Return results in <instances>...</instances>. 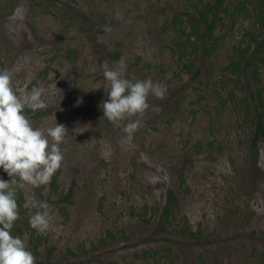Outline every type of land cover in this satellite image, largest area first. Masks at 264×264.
I'll return each instance as SVG.
<instances>
[{"label":"rangeland","instance_id":"1","mask_svg":"<svg viewBox=\"0 0 264 264\" xmlns=\"http://www.w3.org/2000/svg\"><path fill=\"white\" fill-rule=\"evenodd\" d=\"M216 1L0 0V71L13 72L14 87L45 89L48 107L25 109L34 128L67 131L57 193L48 184L16 190L13 229L38 210L26 202L49 206L44 233L11 230L35 264H264V140L255 157V113L239 101L257 87L264 102V2ZM215 2L207 48H178L203 35L198 12L209 21L203 7ZM238 57L253 65L240 62L239 79L225 81L219 74ZM121 59L123 78L166 87L163 99L149 96L131 140L129 121L117 128L103 118L101 66ZM0 179L11 177L0 168ZM170 196L174 218L161 225Z\"/></svg>","mask_w":264,"mask_h":264},{"label":"clouds","instance_id":"2","mask_svg":"<svg viewBox=\"0 0 264 264\" xmlns=\"http://www.w3.org/2000/svg\"><path fill=\"white\" fill-rule=\"evenodd\" d=\"M104 31L111 29L105 27ZM101 67L109 86L108 100L102 104L103 118L117 128L129 121L122 130L131 140L150 108L149 96L163 99L166 87L151 78L136 81L123 78L122 59L116 68H111L107 61ZM44 92L43 87H33L31 91L14 87L13 72L0 71V168L11 177L8 182L0 179V264H35L34 255L23 240L11 234L20 219L16 190L49 184L63 160L60 145L67 135L65 126L56 123L45 134V130L34 128L25 115L26 108L35 113L48 107ZM24 207L38 209L34 213L29 211V223L38 234L44 233L49 227V206L32 200Z\"/></svg>","mask_w":264,"mask_h":264},{"label":"trees","instance_id":"3","mask_svg":"<svg viewBox=\"0 0 264 264\" xmlns=\"http://www.w3.org/2000/svg\"><path fill=\"white\" fill-rule=\"evenodd\" d=\"M216 2L213 5H204V7H203L204 10L205 9L208 10L209 14L211 15V19L209 21H207L208 19L206 18L204 13L197 11L198 12V17H197L198 21L200 23H203L206 26V29H205L203 35L196 37V39H194V40H190L189 35H187L183 41H180L176 45L178 48L184 47L186 45V43L191 45L192 49H194V50H195V48H198V47H201L202 49L207 48L204 41H202V40L204 37L208 40L210 39L209 33L213 29V26H214L213 20L215 19V16L217 15ZM263 2H264V0H263ZM259 17L261 20L264 21V18L261 17V10L259 11ZM211 40L216 41L215 39H211ZM262 40L264 42V36H263ZM257 49H259V48L257 47L255 50H257ZM188 55H191V52L188 53ZM187 58L188 57H187V55L184 54V51H182L177 58V61H179V65L181 67V70L183 68L186 72H188L187 68L189 66L191 67L190 64L185 62V61H187L186 60ZM241 58L242 57H238L237 59L232 58L229 61V63L224 67L223 71L227 72L230 75V77H228V75H226L224 72H221L219 74L225 81L233 82L234 80L239 79L240 73H243L242 71L239 72L240 62H243L242 65L245 68H247L250 65H253V63L250 61L249 58H247L245 61H241ZM199 73H200V70H196L192 76V79L198 77ZM250 76L255 83L258 82L257 73L252 72ZM253 92H254L253 94H247V96L243 97V99H239V101L247 109H249L251 112L255 113V118L252 119L253 131L251 132L250 141L252 143L251 148H252L253 154L256 157L259 154L258 148H257V142H259L260 140H264V102L261 99L260 92H259V89H257V87H255ZM57 179H58V170L53 175L50 183L48 184L52 194L57 193V189H58ZM71 188L68 190L67 194L62 197V200L64 202L70 201V197L72 196V189ZM169 198H170L171 203L163 209V212L161 215V225H164V224L170 222L174 218V215H173L174 209L172 208V203L174 202V197L170 196ZM16 199H17L18 208H22L23 207V201H22V198H21L19 193H16ZM24 225L25 226L22 229L19 227H16L13 230L16 233L22 235L23 233L26 232V230L31 229L29 219H27V218L24 219ZM29 234L31 236V232H29ZM188 236L191 238H193V237L195 238V235H193L192 232H189ZM261 257L264 258V255H261Z\"/></svg>","mask_w":264,"mask_h":264}]
</instances>
